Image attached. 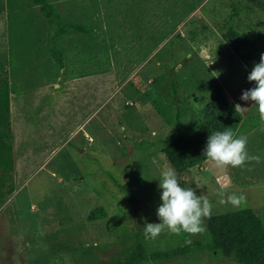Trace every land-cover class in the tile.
<instances>
[{"label": "rangeland", "instance_id": "obj_1", "mask_svg": "<svg viewBox=\"0 0 264 264\" xmlns=\"http://www.w3.org/2000/svg\"><path fill=\"white\" fill-rule=\"evenodd\" d=\"M47 1L64 21L92 22L95 31L62 36L61 64L56 22L32 0H0V77L14 98V191L0 199V264H121L138 240L148 255L138 264H240L210 254L207 218L198 235L165 229L146 238L144 224L159 222L168 168L209 199L210 215L250 207L264 220V122L256 104L240 99L264 53V0ZM235 3L243 8L231 18ZM228 24L254 46L234 51L223 36ZM215 81L245 107L247 149L262 162L218 168L207 159L180 171L164 148L205 117ZM221 190L246 202L221 203ZM97 207L104 217L91 216ZM184 246L173 259L152 258Z\"/></svg>", "mask_w": 264, "mask_h": 264}, {"label": "trees", "instance_id": "obj_2", "mask_svg": "<svg viewBox=\"0 0 264 264\" xmlns=\"http://www.w3.org/2000/svg\"><path fill=\"white\" fill-rule=\"evenodd\" d=\"M38 4L47 17L56 22L53 36V53L63 64V57L58 48V40L68 34H90L95 31L92 22L64 21L56 9L47 0H32ZM242 5L235 3L232 6L231 18L238 15ZM205 28V25H204ZM225 40L234 51H239L253 45L250 34L234 24H228L223 34ZM107 68L85 69L72 73V78L106 72ZM214 97L206 105L205 117L192 124L186 130L172 136L167 142L164 151L171 163L180 171H187L208 158L204 156L208 136L215 131L231 129L237 136L249 132L246 127V117L241 111L235 110L236 103L230 98L224 86L215 81L211 84ZM11 94L10 83L7 78L0 77V199L6 193L14 191V159L12 145L7 141L11 134ZM93 218L105 216L102 207H97L91 212ZM210 241L208 249L211 255L218 253L231 258L240 264H264V220L252 208L245 207L235 211L212 214L207 218ZM189 246L173 248L170 250H157L152 253V258L158 261H167L180 254H186ZM148 258L143 244L138 240L134 250L121 264H138Z\"/></svg>", "mask_w": 264, "mask_h": 264}, {"label": "clouds", "instance_id": "obj_3", "mask_svg": "<svg viewBox=\"0 0 264 264\" xmlns=\"http://www.w3.org/2000/svg\"><path fill=\"white\" fill-rule=\"evenodd\" d=\"M247 79L254 82V86L244 90L240 99L256 104L259 118L264 122V53H261L259 62L254 64ZM244 108L240 104L235 105L237 112ZM261 130L264 131V128ZM204 156L213 161L218 168H242L251 162L257 164L262 162L260 155L249 154L246 137L237 136L230 128L212 132L208 136ZM158 187L162 190L161 203L157 208L159 222L144 224L146 238L155 239L165 229L175 235L181 233L198 235L207 231L204 221L210 218L212 205L205 195H198L190 186H182L173 168L162 171ZM217 196L221 203H230L234 207L246 202L243 193L232 192L226 195L221 190Z\"/></svg>", "mask_w": 264, "mask_h": 264}, {"label": "crops", "instance_id": "obj_4", "mask_svg": "<svg viewBox=\"0 0 264 264\" xmlns=\"http://www.w3.org/2000/svg\"><path fill=\"white\" fill-rule=\"evenodd\" d=\"M12 99H14L13 96H12ZM12 99H11V100H12ZM13 103H14V100H13Z\"/></svg>", "mask_w": 264, "mask_h": 264}]
</instances>
